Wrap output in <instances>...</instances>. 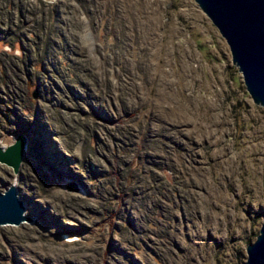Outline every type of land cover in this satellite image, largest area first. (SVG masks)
<instances>
[{
  "label": "rangeland",
  "instance_id": "obj_1",
  "mask_svg": "<svg viewBox=\"0 0 264 264\" xmlns=\"http://www.w3.org/2000/svg\"><path fill=\"white\" fill-rule=\"evenodd\" d=\"M0 163L29 217L0 264H241L264 108L193 0H0Z\"/></svg>",
  "mask_w": 264,
  "mask_h": 264
},
{
  "label": "water",
  "instance_id": "obj_2",
  "mask_svg": "<svg viewBox=\"0 0 264 264\" xmlns=\"http://www.w3.org/2000/svg\"><path fill=\"white\" fill-rule=\"evenodd\" d=\"M215 26L228 46L232 64L254 104L264 108V0H193ZM26 138L17 133L11 143L0 147V163L14 173L22 160ZM29 220L13 184L0 192V225ZM241 264H264V216L254 241L245 245Z\"/></svg>",
  "mask_w": 264,
  "mask_h": 264
},
{
  "label": "bare ground",
  "instance_id": "obj_3",
  "mask_svg": "<svg viewBox=\"0 0 264 264\" xmlns=\"http://www.w3.org/2000/svg\"><path fill=\"white\" fill-rule=\"evenodd\" d=\"M15 186V185H14ZM15 189H16V186H15Z\"/></svg>",
  "mask_w": 264,
  "mask_h": 264
}]
</instances>
